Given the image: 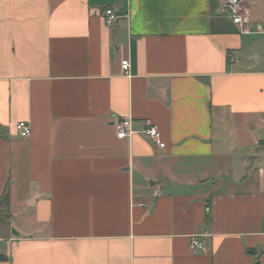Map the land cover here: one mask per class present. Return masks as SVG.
I'll return each instance as SVG.
<instances>
[{
  "label": "crops",
  "instance_id": "0c3cea01",
  "mask_svg": "<svg viewBox=\"0 0 264 264\" xmlns=\"http://www.w3.org/2000/svg\"><path fill=\"white\" fill-rule=\"evenodd\" d=\"M226 1L0 0V264H264V0Z\"/></svg>",
  "mask_w": 264,
  "mask_h": 264
},
{
  "label": "built area",
  "instance_id": "2783aa9c",
  "mask_svg": "<svg viewBox=\"0 0 264 264\" xmlns=\"http://www.w3.org/2000/svg\"><path fill=\"white\" fill-rule=\"evenodd\" d=\"M223 11L232 18V22L239 27L241 33H249L250 26L247 18L244 17L245 5L243 0H227L223 5ZM117 20L118 17L111 10H106L104 12V22L108 28H112ZM129 68V61H122L121 69L124 74H128ZM113 126L116 130L117 138L119 139H126L134 134H141L150 143L157 145L161 149L164 148L158 128L148 121L145 122V126L138 131L133 127L132 120L128 118L117 120ZM15 130L17 135L21 138H27L31 134V128L26 122L17 123L15 125ZM201 248L202 243L198 238H193L190 243V250L196 252Z\"/></svg>",
  "mask_w": 264,
  "mask_h": 264
},
{
  "label": "trees",
  "instance_id": "16d2710c",
  "mask_svg": "<svg viewBox=\"0 0 264 264\" xmlns=\"http://www.w3.org/2000/svg\"><path fill=\"white\" fill-rule=\"evenodd\" d=\"M10 211H9V186L4 188L2 195L0 196V225L9 226L10 221ZM8 258L0 254V262L7 261Z\"/></svg>",
  "mask_w": 264,
  "mask_h": 264
}]
</instances>
